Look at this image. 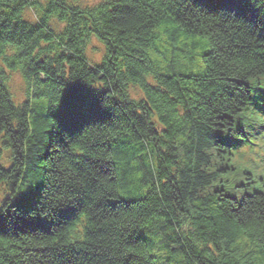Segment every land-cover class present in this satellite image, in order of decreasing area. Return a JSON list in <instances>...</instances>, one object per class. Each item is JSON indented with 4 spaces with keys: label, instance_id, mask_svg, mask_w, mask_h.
I'll return each instance as SVG.
<instances>
[{
    "label": "trees",
    "instance_id": "16d2710c",
    "mask_svg": "<svg viewBox=\"0 0 264 264\" xmlns=\"http://www.w3.org/2000/svg\"><path fill=\"white\" fill-rule=\"evenodd\" d=\"M79 4L0 0V264H264V0Z\"/></svg>",
    "mask_w": 264,
    "mask_h": 264
},
{
    "label": "rangeland",
    "instance_id": "374dc122",
    "mask_svg": "<svg viewBox=\"0 0 264 264\" xmlns=\"http://www.w3.org/2000/svg\"><path fill=\"white\" fill-rule=\"evenodd\" d=\"M100 0H79L80 5H86V4H93L96 2H99ZM160 42L156 43V47ZM168 48H167V47ZM160 45L158 47V49H160L161 51L158 53V55H170L172 53V51L175 50V48H173V46H171L170 44L167 45ZM158 51V50H157ZM201 51V50H200ZM103 53H104V46L102 43H100L96 38H93L92 40V45L89 47L88 49V55L96 60V61H100L103 57ZM152 54H154V56L156 55V53L152 52ZM194 56L185 61H183L180 56L178 55V61L176 62V66L173 69L174 71L168 72L167 69V65L165 63H160L158 64V69L162 72H167V74H198V73H202L205 70V64L203 62L202 57L199 55L201 54L199 51L194 52ZM15 72V71H13ZM10 85H11V89L13 90V92L15 93L14 98L17 101H20L21 98L24 97V81L23 78L21 77L20 74L18 73H14L13 75H10ZM17 95V96H16ZM260 148L264 147V139L261 138V142H260ZM244 155H246V152L243 153ZM246 169H248L250 172H253L256 176V178L261 177V175L264 174V171L261 170H256L255 169V165H250L247 166ZM240 188V187H238ZM247 191H251L250 189H247ZM144 193H147V189L144 190ZM232 195L238 196L237 192L232 193ZM152 239V237L154 236L152 233H149ZM147 233V235H149ZM155 240V244H154V253L156 255H158V261L159 264H185L184 261H182V259L180 257L174 256L173 258H168L167 256L170 254L169 250L166 246H164L165 243H163L162 240H160L159 237L154 238Z\"/></svg>",
    "mask_w": 264,
    "mask_h": 264
},
{
    "label": "bare ground",
    "instance_id": "6f19581e",
    "mask_svg": "<svg viewBox=\"0 0 264 264\" xmlns=\"http://www.w3.org/2000/svg\"><path fill=\"white\" fill-rule=\"evenodd\" d=\"M79 5H80V4H79ZM79 5H77V7H78ZM242 131H244V130H242ZM231 148H232V147H231ZM231 148H229V150H231ZM229 150H226V151L228 152Z\"/></svg>",
    "mask_w": 264,
    "mask_h": 264
}]
</instances>
